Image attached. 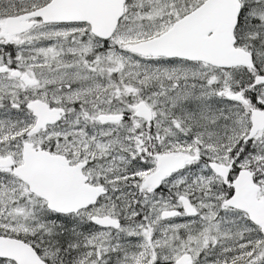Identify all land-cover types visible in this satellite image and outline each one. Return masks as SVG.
Wrapping results in <instances>:
<instances>
[{
	"label": "snow or ice",
	"instance_id": "6c2138e0",
	"mask_svg": "<svg viewBox=\"0 0 264 264\" xmlns=\"http://www.w3.org/2000/svg\"><path fill=\"white\" fill-rule=\"evenodd\" d=\"M0 264H264V0H0Z\"/></svg>",
	"mask_w": 264,
	"mask_h": 264
}]
</instances>
